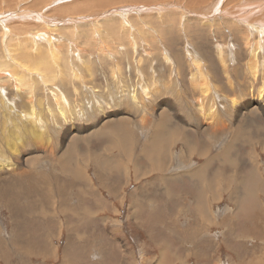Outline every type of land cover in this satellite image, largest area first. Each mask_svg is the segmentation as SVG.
<instances>
[{
    "label": "rangeland",
    "instance_id": "obj_1",
    "mask_svg": "<svg viewBox=\"0 0 264 264\" xmlns=\"http://www.w3.org/2000/svg\"><path fill=\"white\" fill-rule=\"evenodd\" d=\"M86 1L91 0H46L45 2H37L36 0H0V12L7 17L5 19L4 16L3 18L1 16L0 20L5 19L2 23L6 22L5 24H8L6 28H4L5 24L0 26V28L3 27L0 30V34L2 36L4 34V38L0 42V49L4 57H7L8 63L13 64V68L7 67L8 69L6 68V70L18 77L19 75L15 74V72L23 74L20 69L23 66V60L20 59L23 50L20 49L18 54L19 48L11 46L14 42H7L5 33L8 34L7 37L10 38L11 36L14 38L13 40H16V37H19L17 40L22 39V37L25 39L30 31L27 30V33L26 28L24 32H22L23 30H17V32L14 27L20 26L24 29V24L25 27H27L26 24H47L43 23L34 14L41 13L39 14L41 15L40 18L61 22L66 20L68 16H73L72 18L85 16V13H82L83 15L81 13L56 14L55 11L66 5L71 7L83 5ZM108 1L116 2L121 0ZM165 1H174L173 3L170 2L174 5H176L175 3L180 4L182 2L180 5L189 9L188 5L185 4L186 0H178V2H176L177 0ZM230 2L233 4L236 1L230 0L228 3ZM225 3V6H227V0H225ZM33 4L35 7L32 6ZM115 6L117 7L118 4H115ZM102 9L99 8V10ZM106 9L108 10L109 8ZM12 10L14 12L13 15L15 16L16 14L15 17L7 15L8 13H12ZM17 11L23 14L17 15ZM262 11H264V6ZM178 13L182 16L178 20V27L184 28L186 22L189 20L184 18L185 12L179 11ZM136 16L138 17L139 14ZM254 17H257V15ZM252 19L245 21V24L253 25L251 28L245 30L249 33V35H246V38L242 37L245 33V31L241 30L242 28H239L237 30L238 33L234 34L233 30L228 29L224 24L220 25V30L222 35L225 36V41L220 40L221 36H218L216 31L215 36L212 33V37H204L202 44L199 41L191 47L195 52L197 51V54L198 50L201 52L199 46H202V48L206 47L202 52L206 51L209 54L199 56L192 52L188 44L190 38L194 37L192 35L194 34L197 37L196 35L198 34V32L191 29H189L191 34L178 30L176 35H171V38L164 33L163 36H160L156 30H152V35L156 40L153 43L150 42V37H148L147 41L142 35L133 34L132 27L128 28L126 37L129 48L122 50V56H125L121 67L126 71L127 83L125 84L130 83V86L133 87L132 90L135 87V92H138L137 98L140 102H143V107L137 106L133 100V96L128 95L123 99V102H120L119 97H114L115 100H112L114 102L113 106L107 108L109 113L116 112L117 110L129 111L128 115L132 120V124L127 145L112 130L107 132L101 130L98 132L96 130L93 132L86 131V135L81 134L82 136L89 137L88 139L86 138V141L90 140V146L92 147L90 150L86 148V141H84L80 147L82 153L75 155L77 162L74 167L79 176L84 177L87 175V179L89 176L92 181L91 184L86 183L84 180L79 181L74 179L72 177L73 174L69 171L75 168L70 167V164L65 161L63 162L67 167L63 168L58 162V156L63 151L60 147H62V144L66 140L63 131L64 126L63 124L60 125L62 122L56 121L55 116L50 113L54 117L52 119V116L49 114V109L52 107L58 112L60 110L54 104L56 96L52 95L46 99L43 98V101H41V94L38 88L34 87L31 95H34V111L37 115L34 114L30 117L28 116L31 112L29 110L30 104L25 100L26 94H24V91L19 90L17 92L18 96L15 95V89L12 87L13 89L11 88L7 92L5 100L1 97L2 94L0 93V138L4 139H0V161L4 158L15 165L14 167H12L13 165L6 166L7 170L2 169L4 172L0 169V190L2 191H0V264H264V108L262 106L261 109L258 108L256 110V122L254 120V122L249 123L252 129L245 131L248 141L238 144L239 148L237 145L239 152L234 155L231 166H220L221 162L216 161L196 180L185 178L182 181L167 182L164 177L169 174L192 171L206 162V157L200 158L196 156L191 162L190 160L185 162L179 158L182 155L181 147L183 145L181 141L185 138L182 133V127L189 126L193 132L195 131V139H199L196 144L197 147L204 144L200 141L211 143V132H207L205 126H202L194 116L197 103L193 99L195 96L193 98L192 96L195 94L193 92L196 89L194 90V88L190 87L191 77L194 74L198 77L202 76H200L198 65L196 66L191 62L193 59L200 60L202 64L201 72H203L205 80H207L204 85L201 84L199 92L212 89L209 91V95L206 96L208 100L207 106L211 104L215 126H219L217 127L219 128L217 132L219 137L217 138V142H215L216 145L212 148L206 145L210 156L223 152L237 130L239 118L235 112L232 115H228V109L226 108H229L230 104L226 106L228 103L224 101L226 96L230 98L239 96L245 103L248 100L253 102L258 98L260 94L259 88L264 86V50H261V54L259 53V56L261 55L260 58L255 57L256 62H258H255V64L253 62L255 41L252 36L258 33L257 27L264 28V19L251 24L254 22ZM195 20L199 23L201 21L197 17H195ZM10 22H12V25ZM17 23L19 26H17ZM159 23L162 25L160 27L162 29L168 27V24L165 25L166 23H164V26L161 21ZM138 24L142 28H146L145 23L141 24L138 22ZM14 30L18 35L13 32ZM124 31L119 30L120 34H123ZM1 35L0 38L2 37ZM134 35L137 40H135ZM174 38H178L180 40L179 43H175L173 41ZM65 39L67 38H62L61 40ZM91 39L93 43L100 38L98 35H94ZM136 41L138 42L139 49ZM210 41L211 43L213 42V46L209 45ZM245 42L247 43L245 44ZM75 43L79 44L78 42ZM223 44L224 46H222ZM53 45L55 47L54 51L57 50V45ZM83 45L88 47L85 43ZM219 45H221V48L226 53L227 68L226 66H222L218 60L217 50ZM243 45L246 47L244 48ZM11 48L13 51L10 50ZM15 51H17V56L19 55L18 59ZM90 52L87 53L89 64L91 63L89 68L95 72L97 83L101 85L100 89L102 91L108 90L112 95L116 92L118 96L124 97L126 87H124L125 84L122 81L121 68L117 63V57L119 56H115L118 51L114 53L115 51L106 49L107 54H110L108 59H104L105 54L99 50V46H95ZM134 52L137 54L134 55ZM155 52L159 54L157 57L158 61L153 62L154 70L159 71V65L162 63L165 68L164 73L166 72L163 82L167 83V89L165 85H162L166 92L157 101L162 103V107L170 113L175 122L179 121V125H175V122L172 121V127H176L180 132L179 139L177 140H181L171 145V148L176 147L174 148L175 161L171 162V166L166 172L158 169L154 170L153 161L137 157L143 149L144 144L152 138L154 124L158 121L157 112L153 113L151 109L154 101L143 100L140 93L141 89H137L139 85L137 82L143 80L142 78H144L143 82H147V78L150 75L151 77L153 76V80H156L155 76H159L158 72L155 71V73L152 70L148 61L152 59L151 54ZM128 53L130 56L134 55V57L130 59V56L126 55ZM177 55L180 59H183L184 68L180 67L178 60H175L177 59ZM80 57L81 59H78L73 55V59L71 58L73 66H75V69L78 68L77 70L82 69L79 68L77 60L83 63L85 59L84 56ZM168 57L175 60L171 69L165 60ZM32 64L34 65L32 62L30 63L31 68L29 69L31 70L28 69V72L34 69L33 67L35 66H32ZM253 64H255L256 73L253 72ZM14 68L16 69L14 70ZM251 68H253L252 71ZM51 69L52 66L48 64L34 69L40 75L41 80L39 82L41 86L44 87L53 82ZM77 70H74V72L76 71L75 73H77ZM164 73L161 72V76ZM31 74L34 76V73ZM78 74L85 80L84 73ZM47 76L51 80L47 79L44 81ZM130 79L132 80L130 81ZM199 82H202V80H199ZM28 84L36 86L32 83ZM250 88L252 90H249ZM219 89L220 93H218ZM246 91H251L252 98L248 97ZM15 96L16 98H14ZM97 96L99 98L91 100V104H102L101 96L99 94ZM222 102L223 105L221 104ZM84 105L86 115H88L81 116L77 120V123L84 124L83 128L86 127L87 123L94 125L107 116L104 115V117L103 112L100 114L93 110V107L89 103H85ZM64 107L70 112L71 107L69 108L65 103ZM188 107L192 109L188 111ZM202 110L203 114L201 115L207 121L204 107L200 108V112ZM58 112L57 115L60 116ZM216 115L220 117H216ZM85 117H88V119L86 118V120ZM53 120L55 121L53 122ZM36 122H38L39 127ZM74 129L78 132L76 126H71V130ZM25 141L28 145H26ZM39 146L40 148H38ZM25 149L33 151L31 155H38L33 165H30L31 168L26 167L27 162L21 153ZM13 154L16 157H11ZM94 156L99 158V162L94 159ZM136 159H140V161H144V165H148L143 171L140 170L138 178L134 177L133 166L131 168L128 166L132 164V160ZM103 160L106 162V165L101 167L103 165L102 162H104ZM94 162H97V164ZM98 163L100 166H98ZM88 165H90V168L87 167ZM10 167L13 171H10ZM78 167L81 169H78ZM104 167H106L105 171H103ZM129 170H132V175L125 176L124 173ZM8 171L11 173H8ZM164 186L169 188L173 194H167ZM201 190L203 191L201 192ZM17 192H20L19 195ZM187 192H190V195ZM218 192L219 194H217ZM191 193L197 194L192 195ZM134 196L138 201L134 202ZM12 197H14V200L11 199ZM71 207H73L72 210ZM201 207L203 209H200ZM188 238L189 240H187ZM166 251L167 253H165Z\"/></svg>",
    "mask_w": 264,
    "mask_h": 264
},
{
    "label": "bare ground",
    "instance_id": "obj_2",
    "mask_svg": "<svg viewBox=\"0 0 264 264\" xmlns=\"http://www.w3.org/2000/svg\"><path fill=\"white\" fill-rule=\"evenodd\" d=\"M36 1L37 2H45L46 0H36ZM179 1H181V0H179ZM186 1L187 2L185 4L188 5V6L187 5L186 6L189 9L185 8L183 5H180L182 2H180V4L179 3H175L176 5H174V4L170 3L172 1L167 2L165 0H126V1L121 0V1H116V2H111V1H108V0H91V1H88V2L87 1L84 2L85 4H83V5L76 4L78 6H74V7L66 5V6H62V7L58 8V9L55 8L56 9V11H55L56 14H58V13H61V14L81 13V15H83L82 13H85V16L78 17V18H72L73 16H70V17L68 16V18H66V20H63V22H61V21H53V20H50V19L47 20L45 18H40L41 15H39V14H41V13L34 14V16H37L38 19H41L43 21V23H47V24H41V23L37 24V25L35 23L34 24H29V25L26 24L27 27H25L24 26L25 24H24L23 25L24 29H22V27H20L19 24L17 23V26H19V27H14V29L16 31L17 30H19V31L23 30L22 32H24L26 28H27L26 31L27 30L30 31V33H28V31H27L28 36L26 35L27 38H25V39H23V37L21 36L22 39L17 40L19 37L18 38L16 37V40H13L14 38H12L11 36H10V38L7 37L8 34L5 33V38H7V42H11L12 41L14 43H12L11 46L19 48L18 49V54H19V50L20 49L23 50V52H22V57L23 58L20 57V59L23 60V66L20 67V69L23 72V74H20V72H15V74L19 75V77H18L16 75L12 74L10 71L6 70L7 67H9V68L12 67L13 68V64L12 63L11 64L8 63V59H6L7 57H4L3 52L0 49V91H1L0 93L2 94L1 97L5 100V98L7 97V92L9 90H11L12 87L15 89V91H14L15 95H18L17 92H19V90L24 91V94H26L25 100L30 104L29 105V110L31 112L28 114V116H30V117L33 116L34 114H36L35 111H34V109H35L34 108L35 107V104H34L35 99L33 97L34 95L33 96L31 95V93L34 91V87L38 88V90H39V92L41 94V96H40L41 101H43L42 100L43 98L46 99V98H48L49 96H52V95H55L57 97L55 99L54 104H55L56 108L57 109L59 108L60 110L58 112L54 107H52V108L49 109V114L51 113L53 116H55V120L62 122V123H60V122L59 123H60V125L63 124V126H64L63 131L65 133L64 137H65L66 141L62 144V147H60V149H63V151L58 156V158H59L58 162L63 168L67 167V166H65L63 161L69 163L70 167L76 166L77 160H75V155L78 154V153H82L80 147H81V145H83L84 141H86V138L87 139L89 138V137H85L84 135L83 136L81 135V134H85L86 135V133H87L86 131L93 132L94 130H96L98 132L99 130H101L103 132H105V131L107 132L109 130L110 131L112 130V131L116 132V135L123 142H125V145H127V140H128V138H130L129 137L130 126L132 124V120H131V118L128 115L129 111L128 110L127 111H123V110L119 111V110H117L116 112L109 113L107 111L108 110L107 108L113 106L114 102L112 100H115L114 97L115 98L119 97L120 98V102H123V99L126 98V96H128V95L129 96H131V95L133 96V100H134V102H136L137 106H139L140 108H141V106L143 107V102H140V100H138V98H137L138 92H135L136 91L135 87L132 90L133 87L130 86V83L125 84V83H127L126 82V79H127L126 71H125V69L123 67H121L122 60H123V58L125 56V55L122 56V50H124L126 48H129L128 42H127V37H126V33L128 32V28L129 27H132L133 34H135V33L137 35L140 34V35H142V37H145L147 39V41H148V37H150L151 38L150 42H153L155 40L153 35H152V32H151L152 30H156L159 33L160 36H163V33H164L165 35L167 34V36H169L171 38V35H176L178 30H180V31L183 30L182 32L187 33V34H191L189 32V29H191V30H193L195 32H198V34L196 35L197 37H195L194 34L192 35L194 37L190 36L191 37L190 38L191 41L189 40L188 44L190 45V49L192 50V52L195 55L199 56V55H208L209 54L206 51L202 52V50H205L206 47H203L204 48L203 49L202 46H199L201 52L198 50V54H197V51L195 52L194 49H192L191 47H192V45L197 44L199 41L202 44L204 37L208 38V36H210V37H212L213 35L215 36V31H216L218 36L219 35L221 36L220 40L221 41H225V36L222 35V32L220 30V25L224 24L228 29L230 28V30H233L234 34H236V33H238L237 30H239V28H242L241 30H243V31H245L246 29L251 28L253 25L245 24V21L246 20L249 21V19H252V17H254L255 15H257V17H254L252 19V21H254V22L251 23V24H255L259 20H261V19L263 20L264 19V14H263L264 11H262L263 6H264V0H257V1L235 0L236 2L235 3L233 2V4H231V2L228 3L230 0H227V3H228L227 6H225V4H226L225 0H186ZM176 2H178V0ZM115 4L116 5L118 4V6L116 7ZM32 6L35 7L34 4ZM37 8H39V7H37ZM99 8L100 9L103 8V9L99 10ZM106 8H109V9L107 10ZM14 9H16V8H14ZM18 11H17V15L23 14V13H19ZM34 11H36V10L34 9ZM179 11L185 12L186 15L184 16V18L189 20L188 22H186L184 28H179L178 27V20L182 17L181 14L178 13ZM45 12H47V11H45ZM240 12H242V13H240ZM4 13H6V12H4ZM47 13H45V14H47ZM9 14H12L10 16H14L13 15L14 14L13 10H12V13H9ZM137 14H139L138 17L136 16ZM0 15H3V13L0 12ZM3 16L2 17L0 16V17L3 18ZM15 16H16V14H15ZM4 17H5V19H7L6 15ZM17 17H20V16H17ZM195 17H197V18H199L201 20L200 23L195 20ZM5 19L3 21H5ZM33 20H34V17H33ZM35 20H36V17H35ZM3 21H0L1 22L0 26H3L6 23V22L2 23ZM137 21L140 22L141 24L145 23L146 28L145 29L142 28L138 24ZM159 21H161L163 23V26H164V23H166L165 25L168 24V27H166L165 29L160 28L162 25L159 23ZM38 22H40V21H38ZM263 22H264V20H263ZM10 23L12 25V22H10ZM7 25L5 24L4 28L8 27ZM2 28H0V30H2ZM10 29H11V27H10ZM120 29L121 30H125L123 34H120V32H119ZM15 30L13 32H15ZM5 31H6V29H5ZM257 31H258V33L256 32L257 34H254L255 36H252V38L254 37V41H255V47H254V50H253V62L254 63L256 62L255 57L260 58L261 55L259 56V53L261 52V50H264V28L263 27H257ZM212 33H213V35H212ZM15 34H17V33L15 32ZM247 34L249 35V33H247L245 31V33L242 35V37L246 38ZM22 35H23V33H22ZM94 35H98V37L100 39L98 41L92 43L91 37H93ZM135 35H134V38H135ZM23 36L25 37V35H23ZM3 38H4V34L0 38V42L2 41ZM62 38H67V39L61 40ZM69 38H72V39H69ZM178 38H174L173 41H175V43H179L180 40ZM135 40H137V39L135 38ZM170 40H172V39H170ZM143 41H145V40H143ZM75 42H78L79 44H76ZM83 43H85L88 47L84 46ZM136 43H137V46H138V42L137 41H136ZM246 43L247 42H245V44ZM53 44L57 45V50H55V51H54L55 47H54ZM207 45H208V43H207ZM209 45L213 46V42L211 43V41H210ZM95 46H99V50L102 51L105 54L104 59H108L109 55H110V54H107L106 49H110L113 52L115 51L114 53H117V51H118V53L115 54V56H117V55L119 56V57H117V59H118L117 63L119 65V67L121 68V75L123 77L122 81L125 84L124 87H126L124 97L118 96L116 92H115V94L112 95V93L109 92L108 90L102 91L100 89L101 85L97 83L98 81L96 80L95 72L90 70L89 67H90L91 63L89 64V60L87 58V55H88L87 53L90 52L92 49H94ZM222 46H224V44ZM245 47L246 46H244V48ZM149 48H147V49H149ZM3 49H4V47H3ZM138 49H139V46H138ZM10 50L13 51L12 48ZM12 51H10V52H12ZM217 51H218V60H219L220 64L222 66H224V67L226 66V68H227L228 62H227L226 55H225L226 53L224 52L223 48H221V45L218 46V50ZM241 51H244V50H241ZM15 52H16L15 55H16V57L18 59L19 55L17 56V51H15ZM149 52H151V51H149ZM210 53H211V49H210ZM136 54L137 53L134 52V55H136ZM158 54L159 53H156V52L152 53L151 54L152 55V59L151 60L147 59L149 61V63H150L149 65L152 68V70H154L153 62L154 61L155 62L158 61V58H157ZM12 55H14V54L12 53ZM12 55H11V57H12ZM20 55H21V53H20ZM73 55L76 58H78V59H81L80 56H84L85 59H84L83 63H81V61L77 60V62H79L78 63L79 66H80L79 68H82V69L77 70L78 68L75 69V66H73V62L71 60V58L73 59ZM126 55L130 56L129 53L126 54ZM134 55L130 56V59H132L134 57ZM34 56H36V57H34ZM137 57H139V56H137ZM190 57H193V56H190ZM176 58L177 59H175V60H178V63L180 65V67L184 68V63L182 61L183 59H180L178 55L176 56ZM188 59H190V58H188ZM165 60H166V63L168 64V67L171 69L172 65L175 63L174 58L172 59V58L168 57ZM193 60L191 62L193 64H195L196 66L198 65V67L200 68V76H202V77H198V76H196L194 74L191 77V86L190 87L194 88V90L196 89V91L193 92L195 94L192 96V98L195 96L193 99H194V102L197 103L196 106L194 105L195 106V111H196L194 116H195V119L198 122H200V124L202 126H205V130L207 132L208 131L211 132V135H212L210 137V142L211 143H207V141H200V142H202L204 144L202 146L198 145V147H197L196 144H197V141L199 139H195V136H196L194 134L195 131L193 132L191 130V127L185 126V125H184L185 127H182L183 128V132L182 133H183V136L185 138H183L182 141L181 140H177V139H179L180 132L177 130L176 127L175 128L172 127L173 126L172 123L175 122V121L172 119V116H170V113L165 108L162 107V103L157 101V100L160 99L161 96H163V93L166 92L163 89L162 85H165L166 89H167V85H166L167 83L163 82V77L165 76L166 72L164 73V69L165 68H164V66H163V64L161 62H160L161 64L159 65V71L154 70V72L156 71V72L159 73V76H155L154 77L156 80H153L152 79L153 76L151 77V75H150L147 78V80H148L147 82L146 81L143 82L144 78H142L143 80L137 82L139 84L137 86V89L138 88L141 89L140 93H141L142 99L145 100V101H148V100L149 101H154L153 103L156 104V106H154V104H153L152 105L153 107L151 109L153 110V113L157 112V114H158V121L154 124L155 127H154V132H153L152 138L144 144L143 149L140 151V153L137 155V157L138 158L143 157V158H147V159L153 161L154 170L158 169V170H160L162 172H166L169 169V167L171 166V162L175 161V150H174V148H176V147L171 148V145L174 142H176V141H181V143L183 145L181 147L182 155H180L179 158L183 159L185 162H188L189 160L191 162L196 156H199L200 158L206 157V162L203 165L198 166L195 169L193 168L194 170H192V171L179 172V173H176V174L165 175L164 177L166 178L167 182L182 181L185 178L186 179L196 180L199 177H201L206 172L207 168L210 165H212L213 163H215L216 161L217 162H221L220 166H222V165L223 166L226 165L227 167L231 166L232 163H233L234 155H236L239 152V150L237 149V145L246 143L248 141L247 138H246L245 131L248 130V129H252L251 126L249 125V123H252V122H254L255 119H257L256 110L258 108L261 109V106H262V108H264V102H263V99H264V86H261V88H259L260 89V94H259L258 98H256V100H254L253 102L248 100L247 103H245V102H243V99L241 97H239V96H235L234 98H230L229 96H226V98L224 99V101L228 102L226 104V106L228 104H230L229 105L230 107L226 108V109H228L227 110L228 115H232L235 112L238 115V118H239L238 125H237V130L235 132V135L232 137L230 143L228 145H226V149L224 151L222 150L223 152L217 153L214 156H210L208 151H207V149H206V145L207 146L208 145L211 146V148L216 145L215 142H217V138L219 137V134L217 133L219 131V128H217V127H219V126H217V127L215 126V120H214L215 118H213V114L211 112V104L207 106L208 100H207L206 96L209 95V91H211L212 89L210 88V89L206 90L205 92L204 91L203 92H199V87L201 86V84L204 85V83H206L207 80H205V76H204L203 72H201V67H202L201 65L202 64H201L200 60L199 59H195L194 61ZM31 62L34 63V65L32 64V66H35V67H33L34 69L41 68L44 64L45 65H47V64L51 65L52 66L51 78H52L53 82L51 84H47V86H44V87L41 86V84L39 82V80H41L39 73H37L36 70H34V69H32V71L28 72L29 70H31V69H29V68H31L30 67V63ZM37 63H38V65H37ZM256 63H258V62H256ZM255 64H253V68H254L253 72H255V68H256V67H254ZM154 65L156 66V64H154ZM162 66H163V69H162ZM249 66H250V64H249ZM253 68H251V71H252ZM15 69L16 68H14V70ZM179 69L181 70V68H179ZM74 70H77L78 72L75 73L76 71L74 72ZM144 70H147V69H144ZM119 71H120V69H119ZM81 72L85 74V80H84V78L82 76L81 77L79 76L78 73L81 74ZM161 72L164 73L163 76H161ZM31 73H34V76ZM263 78H264V76H263ZM47 79L49 80L50 78H48V76H47V77H45L44 81L47 80ZM238 79H240V78H238ZM131 80L132 79H130V81ZM199 80H202V82H199ZM134 82H136V81H134ZM28 83H32V84H34L36 86H31ZM109 85L112 86L111 83H109ZM218 85H220V84H218ZM20 86H21V88H20ZM134 86H135V84H134ZM251 87H252V84H251ZM249 90H252V89L250 88ZM196 92H198V93L196 94ZM257 92H258V90H257ZM27 93H29L28 96H27ZM218 93H220V89H219ZM246 93H247L248 97L250 96L252 98L251 91H246ZM97 94H99L101 96L100 97L101 101H102V104L100 103L101 105H99V104L96 105L95 103L91 104V100H93L94 98H96V99L99 98V96H97ZM14 98H16V96ZM253 99H255V98H253ZM261 102H262V104H261ZM64 103H65V105L67 104V106L69 108L71 107L70 112H68L65 109ZM85 103H89L90 106L93 107V110H95L96 112H99L100 114H101V112H103V116L104 115L105 116L107 115V116L106 117L104 116L105 118L101 119L100 122H96L94 125H92L91 123L90 124L87 123L86 127L83 128L84 124L83 123L82 124L77 123V120H79L81 118V116L84 117L86 115V110L84 109L85 107H83V105ZM221 104L223 105V102ZM52 106H53V104H52ZM191 107H193V106H191ZM191 107L187 108L188 111H190L192 109ZM202 107H204V109L206 111L207 121H205V117H203L201 115V114H203V110L200 112V108H202ZM220 107H224V106H220ZM57 112L60 114V116L57 115ZM92 114H93V112H92ZM53 116H52V119L54 118ZM100 117H101V115H100ZM216 117H220V116L216 115ZM86 118L88 119V117H85V119ZM32 120H33V118H32ZM55 120H53V122ZM140 122H142V121H140ZM181 122H183V121H181ZM255 122H256V120H255ZM36 123H37V125L39 127L38 122H36ZM178 123H179V121L175 122V125H179ZM71 126L72 127L76 126L78 132H76L75 129L71 130ZM253 128H255V127H253ZM143 129H145V128H143ZM172 130H176V131H172ZM253 130H252V133H253ZM251 141H252V139H251ZM249 142H250V140H249ZM26 145H28L27 142H26ZM36 145H38V144H36ZM85 146H86V148H88L90 150V148L92 147V146H90V140L86 141ZM38 148H40V146ZM238 148H239V145H238ZM14 150H15V148H14ZM21 153L23 154V157H24L25 161L27 162L26 167L27 168H31L30 165H33V163L35 162V160H36L38 155L37 154L31 155L33 153V151L26 150V149L23 150ZM4 154H6V153H4ZM14 155L15 154L11 155V157L12 156L16 157ZM17 158H19V157H17ZM88 159H89V157H88ZM94 159L99 162V158H96L94 156ZM83 160H84V158H83ZM10 162L3 158L2 161H0V169L1 170L2 169L5 170L6 166L8 167V166L13 165ZM20 163H18V164H20ZM94 163L97 164V162H94ZM105 163H106L105 161L102 162L103 165L101 167L106 165ZM143 163H144V161H140V159H136V160H132V164L131 165H128L129 168H131L133 166V171H134L133 173H134V177L135 178H138V176H139L138 174L140 173V170L143 171L144 168H146L148 166V165H144ZM42 164H43V162H42ZM83 165H85V164H83ZM14 166L15 165H13L12 167H14ZM98 166H100L99 163H98ZM87 167L90 168V165H88ZM105 168L106 167L103 168L104 169L103 171H105ZM78 169H81V168L78 167ZM95 169H98V168H95ZM4 170H2V171L4 172ZM69 170H71V169L69 168ZM212 170H214V169H212ZM212 170H211V172H212ZM10 171H13L11 169V167H10ZM10 171H8V173ZM69 172H71L73 174L72 177L74 179H77L79 181H83L84 180L86 183H89V184H91V182H92L89 176H88V179H87V175H85L84 177L83 176H79L76 173V168L71 170V171H69ZM144 172L146 173V171H144ZM129 174L132 175V170H129L126 173H124L125 176H128ZM13 176H15V175H13ZM58 181H60V180H58ZM60 185H62V184L60 183ZM165 185H166V183H165ZM217 186H215V187H217ZM81 187H82V185H81ZM92 188H93V186H92ZM164 188H165V192H167V194H170V195L173 194L170 191L169 188H167L165 186H164ZM213 188H214V186H213ZM90 189H91V187H90ZM202 191L203 190H201V192ZM19 193H18V195H19ZM96 193H97V191H96ZM187 194L190 195V192H187ZM191 194L192 195H196L197 193H195V194L191 193ZM217 194H219V192ZM12 195H14V194H12ZM205 195H208V194H205ZM89 196H92V195H89ZM13 198L14 197H12L11 199H13ZM135 198H134V202L138 201L137 198H136V200H135ZM121 199H122V197H121ZM151 201H152V199H151ZM140 203H141V200H140ZM140 203H139V205L141 206ZM137 205H138V203H137ZM153 205H154V203H153ZM198 205H199V203H198ZM145 206H147V205H145ZM72 208L73 207H71V210H72ZM200 209H203V208L201 207ZM154 211H155V209H154ZM213 225H216V224H213ZM232 230H233V228H232ZM192 236H194V235H192ZM189 238H191V237H189ZM189 238L187 240H189ZM165 253H167V251Z\"/></svg>",
    "mask_w": 264,
    "mask_h": 264
},
{
    "label": "water",
    "instance_id": "obj_3",
    "mask_svg": "<svg viewBox=\"0 0 264 264\" xmlns=\"http://www.w3.org/2000/svg\"><path fill=\"white\" fill-rule=\"evenodd\" d=\"M3 15H4V14H3ZM3 15H0V16H3ZM7 15H9V16H10L11 14H9V13H8ZM0 21H3V20H0Z\"/></svg>",
    "mask_w": 264,
    "mask_h": 264
}]
</instances>
